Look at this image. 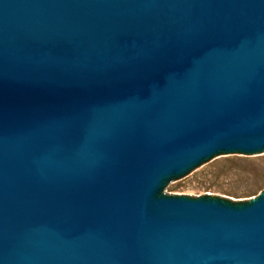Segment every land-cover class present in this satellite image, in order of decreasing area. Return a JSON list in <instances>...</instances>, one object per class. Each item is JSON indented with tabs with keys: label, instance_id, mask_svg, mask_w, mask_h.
I'll return each instance as SVG.
<instances>
[{
	"label": "water",
	"instance_id": "95a60500",
	"mask_svg": "<svg viewBox=\"0 0 264 264\" xmlns=\"http://www.w3.org/2000/svg\"><path fill=\"white\" fill-rule=\"evenodd\" d=\"M264 155V0H0V264H264V193L163 197Z\"/></svg>",
	"mask_w": 264,
	"mask_h": 264
},
{
	"label": "rangeland",
	"instance_id": "374dc122",
	"mask_svg": "<svg viewBox=\"0 0 264 264\" xmlns=\"http://www.w3.org/2000/svg\"><path fill=\"white\" fill-rule=\"evenodd\" d=\"M264 193V155H221L168 187L163 197L243 208Z\"/></svg>",
	"mask_w": 264,
	"mask_h": 264
}]
</instances>
